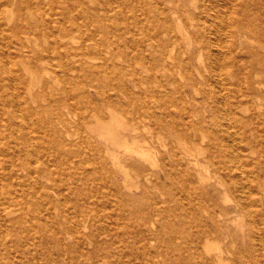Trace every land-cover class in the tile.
Wrapping results in <instances>:
<instances>
[{
	"label": "bare ground",
	"instance_id": "obj_1",
	"mask_svg": "<svg viewBox=\"0 0 264 264\" xmlns=\"http://www.w3.org/2000/svg\"><path fill=\"white\" fill-rule=\"evenodd\" d=\"M172 86L207 106L178 102ZM254 153H264V0H0V264H41L32 252L15 261L12 231L32 246L46 236L47 249L72 236L77 255L89 239L88 264L103 261V232L87 233L91 182L68 187L88 162L117 193L142 188L152 213L175 204L181 223L157 240L180 263L264 264Z\"/></svg>",
	"mask_w": 264,
	"mask_h": 264
},
{
	"label": "rangeland",
	"instance_id": "obj_2",
	"mask_svg": "<svg viewBox=\"0 0 264 264\" xmlns=\"http://www.w3.org/2000/svg\"><path fill=\"white\" fill-rule=\"evenodd\" d=\"M171 92L174 94L178 102L180 101L181 103H183L188 107L197 105V106H201L202 108H205L207 106L200 95L193 96L190 92L185 93L183 91L178 90L176 87H173ZM253 144L255 145L256 149L260 147V145L257 143H253ZM250 157H251L250 159L253 160L254 163H259L257 165L264 169V164H263L264 153L260 157L258 153H254ZM82 167L76 169L73 172L74 174L72 178H70V180L68 181V187L71 188L70 191L72 194L70 193V195H73L74 193L81 191V189L83 188V183L81 182H84L83 180L86 181V179L88 178L89 181L91 182L90 183L91 185L89 186L91 189L89 194H87V196L89 198V202L93 203L96 201L95 202L96 205L89 206V208L92 210L93 217L89 224L86 223L88 225L87 233L90 232L92 225L93 229H97L103 232V235L100 237V240L105 243L103 247V250L105 251L104 253L105 258H103V261L99 259L94 264H116V263L117 264H129V263L130 264H182L180 263V258L178 255H175L170 251H164L163 249H160L158 246L159 242L157 240L158 235L164 238L165 241L168 240V235L165 234L166 231L164 232V230L167 228L169 229L172 226H178L181 223L180 219L174 218V214L176 213L175 204L160 203L159 204L160 211L158 212L156 211L155 213H152L151 210L153 208V203H151L149 199H146L142 196L141 194L142 188L132 187V189L127 190L125 187H123V191L121 192V194L117 193L114 189V186H112V182L114 184L116 183V181L114 179L110 180V178L104 177L103 174L101 175L94 173L93 172L94 170L92 169L93 168L92 162L86 163V165L84 166L85 168ZM263 169L259 170L257 168L256 171L258 174L263 175L264 174ZM91 179L92 180L94 179L93 180L94 182H92ZM119 181L123 182V178L120 177ZM48 184L50 185L51 182H49ZM80 184H82V186ZM148 188L150 190V195H153V198L157 200V198L161 197V201L164 202L166 201L165 196L161 194L159 191L152 189L150 186H148ZM91 190H93L92 193ZM85 192L86 191L82 189L81 193H85ZM130 196L134 198H128ZM178 196L180 197V195ZM181 199H182L181 201L182 202L184 201L183 203L185 204L188 202V200L184 198V196H181ZM138 209H144L146 210V212H148V216L146 217L145 220L143 219L144 216L141 217V213L138 211ZM171 212H173V215ZM97 215L99 218L97 217ZM177 215H179V212H177ZM53 221L52 220L48 221V226L46 224L45 219H42V221L39 223L43 226L45 225V227H49L52 230H57V231L59 230L58 232L61 236L63 233L61 228L60 227L57 228L58 225L56 224V221L55 220ZM245 221L246 219L243 217L241 222L244 223ZM39 223L36 224V230H39L41 227ZM150 226L152 227V229ZM153 230L154 232H151ZM15 233L17 232L12 231L11 236H8V238L10 239L8 241L9 244H11L10 246L11 250L13 249L12 251H14L15 261L17 260L19 261V258L24 252H26L27 253L26 255L28 256L32 252L31 254L35 258H37L36 261L40 262L41 264H46V261L51 257L57 258L58 256L61 255V253L67 256L68 258L67 264H88L89 256L91 255V257H93L92 251L94 249V245L90 243L89 239L88 240L85 239L84 242V252H87V255H79V254L77 255L74 252L75 241L72 236H69L68 238L67 236L64 237L65 235L64 236L62 235L61 242L62 245L64 246V249L62 250L61 248L56 247L54 245H50V249H47L48 242L46 240V236L43 237L38 233L36 234V238H35L36 241L34 240L35 242L34 246L24 241V238H20V237L18 238V235ZM116 237L118 238L120 237L121 239L116 240ZM10 241L12 243H10ZM20 244L22 245V248L19 247ZM53 253L55 254V256H53L54 255ZM4 257H6L4 259H7V256ZM23 261L26 262L27 260L24 259Z\"/></svg>",
	"mask_w": 264,
	"mask_h": 264
}]
</instances>
